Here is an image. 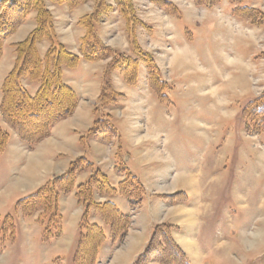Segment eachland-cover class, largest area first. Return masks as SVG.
I'll return each mask as SVG.
<instances>
[{
  "label": "rangeland",
  "instance_id": "obj_1",
  "mask_svg": "<svg viewBox=\"0 0 264 264\" xmlns=\"http://www.w3.org/2000/svg\"><path fill=\"white\" fill-rule=\"evenodd\" d=\"M167 1L176 5L178 14L150 0L133 3L150 26L137 29L140 45L153 55L169 89L151 95L141 80L145 69L140 66L136 92L130 88L128 99L111 107L118 136L114 139L120 142L123 162L133 167L150 191H183L189 193L188 203L198 204L194 209H199L201 220L193 234L198 256L190 255L192 264H264V134H247L241 117L242 107L264 85V27L230 16L227 2L206 8L194 0ZM245 4L264 12V0ZM91 8V3L73 10L50 6L57 30L68 37L72 48L79 31L75 20ZM20 25L24 33L32 29L31 15ZM102 28L104 40L126 51L124 21L118 13L112 12ZM6 45L0 76L13 55ZM137 158L144 162L148 176L135 169ZM156 168L160 174L153 173ZM13 173L17 171L6 153L0 154V223L5 215L15 223V239L5 244L0 264H72L71 252L50 261L38 251L41 229L29 217L19 216L18 197L5 199L16 178ZM190 175L197 180L195 194ZM152 201L159 211L160 199L152 197ZM141 206L144 212L153 208L147 199ZM161 209L159 218L172 215V208ZM101 225L108 234V227ZM98 256L99 252L96 264Z\"/></svg>",
  "mask_w": 264,
  "mask_h": 264
},
{
  "label": "trees",
  "instance_id": "obj_2",
  "mask_svg": "<svg viewBox=\"0 0 264 264\" xmlns=\"http://www.w3.org/2000/svg\"><path fill=\"white\" fill-rule=\"evenodd\" d=\"M150 1L172 14L179 13L176 5L170 1ZM194 1L206 8L227 2L230 5V16L247 21L251 26L264 27V12L245 4L249 0ZM86 3H91L92 8L76 21V25L84 31L78 41L79 54H76L59 40L50 6L65 5L73 10ZM112 12L118 13L124 21L131 54L111 48L98 34L99 24ZM31 14H34V26L22 40L11 44L14 63L0 87V118L17 133L28 149L49 136L51 127L57 121L73 113L78 97L64 82L63 70L77 67L81 60H107L101 73L102 87L94 108L95 120L86 134L80 137L83 146L91 138L103 141L118 138L113 117L107 109L117 105L124 95L114 90L111 82L113 73H119L126 85L134 86L139 68L143 66L147 85L153 93L160 96V93L169 89L153 55L144 50L138 41L137 29L149 30L150 26L138 16L133 0H0V57L5 40ZM43 42L47 43V47L41 54L39 44ZM28 84L35 85L33 92L28 89ZM241 117L247 134H264V85L259 94L242 107ZM8 140V132L0 126V153ZM114 170L123 176L116 186L91 162L79 157L70 162L64 173L50 177L32 193L19 198L15 210L23 216L36 215L35 222L41 226V240L49 243L62 234L59 198L73 192L83 212L72 264H96L99 249L107 236L101 225L90 221V216L97 215L108 227V238L112 246L123 240L131 223L129 214L122 213L108 199L96 200V195L109 197L117 193L130 201L132 209L139 206L146 195L140 180L130 173L121 160L120 150L115 154ZM82 171H89V175L76 184V175ZM159 197L169 203L187 200L184 192ZM173 228V225L166 223L155 225L146 247L133 264H190L172 237ZM14 233V218L5 215L0 223L1 241H12ZM6 234L8 238L5 239Z\"/></svg>",
  "mask_w": 264,
  "mask_h": 264
},
{
  "label": "crops",
  "instance_id": "obj_3",
  "mask_svg": "<svg viewBox=\"0 0 264 264\" xmlns=\"http://www.w3.org/2000/svg\"><path fill=\"white\" fill-rule=\"evenodd\" d=\"M33 17L34 14L33 15L31 14V18ZM106 18H104L103 21ZM77 19L75 20V24ZM103 21L99 24L98 27V34L101 40L105 44H107L108 46H110L111 48L117 51L125 52L127 54L130 53L128 39L125 32V25H124V32L126 36V43H125L126 51L122 50L120 47H117L112 42H107L106 40L103 39L102 36ZM55 27L59 40L67 47V49H69L70 51L76 54H79L78 41L79 38L83 35L84 32L83 29L77 26L79 28L78 39L76 42L77 44L75 48H72L73 46L72 47L70 46L71 43L68 41V37L64 36V34L60 35L59 31L57 30L56 20H55ZM21 30H22L21 25H19L16 31L5 40L3 45V52H5V47L8 46L6 44H9L10 47L8 48L10 49L11 52L13 49L11 47V44L22 40L31 29L25 33L22 32ZM22 33L23 36H20V38H18L19 34L22 35ZM10 38L11 41L9 42L8 40ZM12 38L14 39L12 40ZM46 47H47V43L45 42L39 44V51L41 54L44 53ZM13 55L11 54L10 62L8 66L1 73L0 87L4 77L13 66L14 57H15V55L14 57H12ZM106 63L107 60H99L96 62H85L81 60L77 67L73 69L63 70L64 82L68 84L77 94L78 97L77 105L70 116L57 121L51 127L49 136L39 141L32 149H28L26 145L20 140L17 133L14 130H12L9 126H7L6 123L0 118V126L2 127V129L6 130L9 134L8 143L5 149L0 154L6 153L9 165L12 167L14 171H17V173H13L14 177L16 178L14 179L13 184H11V187L5 199L18 197L17 198L18 200L19 198H22L32 193L35 189H37L40 185H42L53 175L64 173L67 170L70 162H72L73 160L79 157H84L87 161L93 164V167L98 168L100 171L106 174L109 179V182L113 186H116L117 183L123 179V176L121 174L116 173L114 170L115 154L118 150H120V146H119L120 142L118 139L115 140L114 138H112L110 141H103V140L91 138L87 141L86 146H83L80 141V137L86 134V132L91 128L93 121L95 120L94 108L97 105V99L101 92V87H102L101 73L105 68ZM138 80H139V73L136 84L134 86H128L124 83L119 73L115 72L111 75L112 86L115 91L122 93L124 95L123 101L128 99L129 96L128 91L131 90L133 92H136L133 87L137 85ZM141 80H144L146 82L145 71H144V76L142 77ZM27 86L28 89H30V91L35 90L34 84H28ZM150 93L151 95L153 94L152 91H150ZM111 110L112 108L108 110V113L112 115V113H110ZM120 158L123 161L121 150H120ZM123 163L126 164L127 162H123ZM143 163L144 162L141 159L137 158V163H134L135 169L137 171H141V173L144 176H148L149 173L144 168ZM126 167L130 171V173L135 175L142 183L146 191V195L144 199H147V201L152 204L153 208L150 209V212H144L140 204L136 210L134 208V211H132L133 209L131 208L130 201H128L124 197H123L124 199H122L121 198L122 196L117 193L109 197H102L96 195V200L103 201L108 199L112 201L122 213L129 214L131 216V223L128 228L127 236L123 243H121L116 247L112 246L110 244L108 234H106L107 239L99 249L98 263L99 264H133L135 259L143 252L144 248L146 247L154 226L160 223H166L173 225L174 228L172 229V237L176 242V244L186 254V256L190 261V264H192L190 260V255L195 257L194 254L192 253L193 251H196L194 249L196 246V240L195 237L193 236L194 228L201 220L199 209L197 210L194 209L197 207L198 204L194 205V203L193 204H191V202L188 203L190 196L188 195L189 193L187 194L185 192L184 193L187 196V200L185 202L177 201L174 203H169L163 201L164 199L159 197L160 195L163 194H155L153 191H150L147 188L145 182L142 181L141 178H139L140 176H138V174H135L137 172L133 170V167H131V165L128 163L126 164ZM154 171H155L153 172L154 174L161 173L160 168H156ZM88 175H89V171L79 172L76 175V184L84 181L88 177ZM189 184L193 186V192L195 194L197 192V180L195 176L193 175L189 176ZM177 192H183V191H177ZM169 194H173V193H169ZM169 194H165V195H169ZM152 197H157L162 202L159 211H156L157 209L154 206ZM5 199L3 200V203L5 202ZM168 207L172 208L171 214L174 216L171 215L172 217L170 216L165 219L159 218V214L162 210L161 208L165 209ZM59 210L62 216L61 236L57 239L52 240L49 243H43L40 237V244L38 251H40L43 254V257L46 256V258L44 259L50 261H53L55 259H57L58 261L59 255H62L67 252H71L73 254L78 239V225L83 212V208L81 205L78 204L73 192L60 196ZM187 210L188 212H186ZM189 211L193 216L190 214ZM17 212L19 216H23L21 212L19 211ZM23 217H29L30 220H32V222L34 223V225L38 226V228L41 229V226L35 222L36 216L33 215V216H23ZM90 221L97 223L99 225H101L102 222V220L97 215L94 214L90 216ZM14 239L12 241H8V240L1 241L0 238V254H2L3 251L6 249L5 244L12 243ZM185 240L193 241L194 243L192 244L193 246L191 245L192 247L189 248V246L185 245Z\"/></svg>",
  "mask_w": 264,
  "mask_h": 264
},
{
  "label": "bare ground",
  "instance_id": "obj_4",
  "mask_svg": "<svg viewBox=\"0 0 264 264\" xmlns=\"http://www.w3.org/2000/svg\"><path fill=\"white\" fill-rule=\"evenodd\" d=\"M184 212V211H183ZM186 212H188V210L186 211ZM190 212V211H189ZM190 214H191V212H190ZM192 215V214H191ZM193 216V215H192ZM184 218V217H183ZM187 218V217H186ZM186 221V220H185ZM197 222V221H196ZM195 224V223H194ZM197 224V223H196ZM185 239V238H184ZM189 239V238H188ZM183 240V239H182ZM184 242V241H183ZM180 244V243H179ZM192 244H194L193 243V241H189V240H185V245H187V246H189V248L190 247H192L193 245ZM192 245V246H191ZM183 246V245H182ZM195 249V248H194ZM192 254H194V256L195 257H197L198 256V253L196 252V251H193V253Z\"/></svg>",
  "mask_w": 264,
  "mask_h": 264
}]
</instances>
